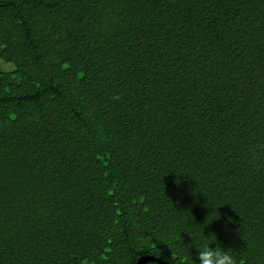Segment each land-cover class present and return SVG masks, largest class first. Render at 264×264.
<instances>
[{
    "label": "trees",
    "instance_id": "1",
    "mask_svg": "<svg viewBox=\"0 0 264 264\" xmlns=\"http://www.w3.org/2000/svg\"><path fill=\"white\" fill-rule=\"evenodd\" d=\"M203 233L264 264V0H0V264Z\"/></svg>",
    "mask_w": 264,
    "mask_h": 264
},
{
    "label": "clouds",
    "instance_id": "2",
    "mask_svg": "<svg viewBox=\"0 0 264 264\" xmlns=\"http://www.w3.org/2000/svg\"><path fill=\"white\" fill-rule=\"evenodd\" d=\"M216 243V236L205 235L199 244H193L197 250L195 264H237L234 255L230 254L229 250H225L220 246L212 247Z\"/></svg>",
    "mask_w": 264,
    "mask_h": 264
},
{
    "label": "water",
    "instance_id": "3",
    "mask_svg": "<svg viewBox=\"0 0 264 264\" xmlns=\"http://www.w3.org/2000/svg\"><path fill=\"white\" fill-rule=\"evenodd\" d=\"M149 260L156 261V262H158L160 264H167L166 262H163L160 259H157V258H154V257H142V258L139 259V261L136 264H145Z\"/></svg>",
    "mask_w": 264,
    "mask_h": 264
}]
</instances>
